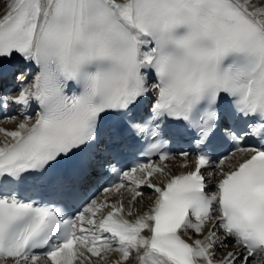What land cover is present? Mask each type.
<instances>
[{
    "label": "snow or ice",
    "instance_id": "snow-or-ice-1",
    "mask_svg": "<svg viewBox=\"0 0 264 264\" xmlns=\"http://www.w3.org/2000/svg\"><path fill=\"white\" fill-rule=\"evenodd\" d=\"M14 56L32 67L0 108L39 111L14 130L0 127V264H129L134 254L138 264H264V0H6L0 61ZM150 97L149 114L136 118ZM110 120L161 161L137 164L104 189L130 193L127 208L122 196L92 200L71 216L58 201L4 190L5 179L43 177L60 164L73 184L86 181ZM169 120L193 133L194 170H166L175 157L159 137ZM217 132L262 143L237 147L242 156L227 171L235 153L220 158L207 191L201 170L213 157L204 149ZM179 155L187 168L190 153ZM145 186L155 199L139 214ZM228 238L241 250L217 258Z\"/></svg>",
    "mask_w": 264,
    "mask_h": 264
},
{
    "label": "bare ground",
    "instance_id": "bare-ground-1",
    "mask_svg": "<svg viewBox=\"0 0 264 264\" xmlns=\"http://www.w3.org/2000/svg\"><path fill=\"white\" fill-rule=\"evenodd\" d=\"M259 2V0H258ZM6 11V0H3V4L1 5L0 8V15H2L4 12ZM29 67L25 66V70L28 69ZM22 71V72H25ZM33 72L36 71V69H32ZM19 91V90H18ZM18 91L13 93L11 96H14L16 94H18ZM23 119L20 117H18L16 120L14 121H6V122H0V127L6 128L8 130H14L16 128V126L22 121ZM3 137L2 135H0V140H2ZM242 154L238 153L235 154V156L232 159L226 160L224 163V170L227 171L231 166H233L234 164H236V162L241 158ZM161 162H158L156 164H160ZM185 163L184 159L181 158H174L171 159L170 161H166L163 162V164L167 165V171H170L173 174H180L182 172H186V171H191L194 170L195 168V160L193 158H188L187 164L188 167L184 168L182 167V165ZM219 168L216 166L215 168H213L212 170H210L209 172L206 173H202L205 175V178L208 180L209 183L215 184V180L218 178L216 176V174L219 172ZM209 174H212V178H209ZM164 177H160L159 175H157L156 177H154V181L156 183H160L161 180H163ZM142 189H144L145 191H143V195L141 197L137 198V202L135 205V211H137L139 214H143L144 212L148 211V206L152 204V202L155 199V194L154 191L150 188L142 187ZM122 198L124 199V203L126 208L129 206V201L131 199V194L128 193L126 190L122 189L121 193H105L104 195H102L100 198L97 199L98 202H103L105 199L108 200L109 203H113L115 202L118 198ZM87 207V206H86ZM134 218V217H133ZM210 227V225H209ZM207 231V229H206ZM147 234V231L145 230V233ZM190 234L192 235V238H201V237H197L195 234H192L190 232ZM221 236H223V232L222 230L218 233ZM189 242H191V240H189ZM228 243V248L230 247V250H225L223 252H220L221 248H217L216 249V255L217 252L218 253H224V252H228V251H240L241 248L239 245H235L234 242L232 241L231 238H228L227 240ZM233 244V245H231ZM226 253L222 254L221 256L217 255V258H222L223 256L226 255ZM119 254L118 253H114L112 254V256L110 257V261H114L116 259H118ZM43 264V262H42ZM129 264H138V261L135 259V254L133 255L132 258H130L129 260Z\"/></svg>",
    "mask_w": 264,
    "mask_h": 264
},
{
    "label": "rangeland",
    "instance_id": "rangeland-1",
    "mask_svg": "<svg viewBox=\"0 0 264 264\" xmlns=\"http://www.w3.org/2000/svg\"><path fill=\"white\" fill-rule=\"evenodd\" d=\"M3 4V0H0V8H1V5ZM231 245H233V244H231ZM225 250H230V247L229 248H226ZM224 251V249H220V252H223ZM224 253H226V252H224ZM224 253H218L217 252V255H219V256H221L222 254H224Z\"/></svg>",
    "mask_w": 264,
    "mask_h": 264
}]
</instances>
